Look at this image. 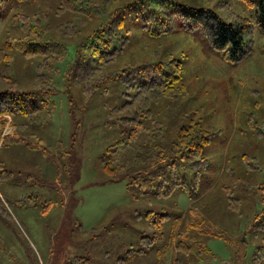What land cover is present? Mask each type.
<instances>
[{"label": "rangeland", "instance_id": "1", "mask_svg": "<svg viewBox=\"0 0 264 264\" xmlns=\"http://www.w3.org/2000/svg\"><path fill=\"white\" fill-rule=\"evenodd\" d=\"M59 1L5 0L0 7V48L8 38L24 35L21 16L36 21L38 40L66 48L57 65L51 112L40 107L10 115L11 127L1 135L6 138L0 142V264H84L82 259L89 264H264V227L254 218L264 194V33L246 23L241 49L249 52L228 62L198 30L175 26L154 35L159 21L148 13L155 12L151 3L158 0H92L100 13L90 18L80 11L57 12ZM168 1L221 16L226 11L217 4L223 3L229 21L249 19L255 11L245 0ZM114 18H121L129 32L107 71L127 63H159L173 73L179 68V92L150 105L152 118L162 124L160 145L168 147L190 118L211 133L201 151L207 165L196 189L194 168L186 160L177 168L190 194L138 196L121 180L107 182L99 170V156L124 130L110 120L109 110L126 99L127 90L108 79L84 98L76 86L65 85L64 70L74 47ZM5 53L11 60L6 66L0 62V74L11 76L15 86L0 80V92L33 91L40 57ZM148 212L168 217L156 228L155 219L135 216ZM197 218L196 229L186 228ZM140 237L152 239L149 250L123 261L128 250L142 247ZM177 242L188 251L176 250Z\"/></svg>", "mask_w": 264, "mask_h": 264}, {"label": "trees", "instance_id": "2", "mask_svg": "<svg viewBox=\"0 0 264 264\" xmlns=\"http://www.w3.org/2000/svg\"><path fill=\"white\" fill-rule=\"evenodd\" d=\"M5 0H0V7ZM25 2L28 0H15ZM248 5H254L253 17L249 19L238 18L229 21L231 14L227 6L218 3L219 8L225 9V14L206 8H192L183 4L171 3L168 0H158L155 12H149L152 19L159 22L154 35L167 34L175 26H181L185 31L198 30L207 40L210 47L219 52L221 57L228 62H236L242 59L249 50L243 51L242 36L249 27L255 24L264 33V0H245ZM132 4L125 6L130 9ZM145 7L140 3V11ZM57 12L71 11L82 12L90 18L100 13L99 8L92 0H60ZM145 20V18L143 19ZM21 30L24 35L21 38H8L0 48V62L8 63L11 56L8 51H18L25 57H40L34 68V90L18 93L0 92V137L1 144L6 136H1L5 127H11V122H6L10 115H27L36 112L42 107L50 113L53 103L50 97L56 90L55 76L59 74L57 65L66 57V48L56 41H40L41 31L36 21L28 22L21 16ZM144 27V25H142ZM72 29V26L68 27ZM124 32V33H120ZM129 30L123 29L121 18L110 20L107 25L98 26L83 41L74 47L73 57L66 64L64 70L65 85H74L84 97H91L101 88L108 79L117 80L125 85V100L110 108L109 118L124 127L119 138L107 146L99 156L98 167L102 175L107 177L109 183L123 181L125 189L135 190L138 196L151 195L156 198H168L176 190H182L190 194L191 189L183 181L177 168L183 160L188 167H193L192 187L196 189L199 174L206 167L205 159L201 158L202 148L209 142L211 133L203 130L199 120L190 118L185 125L175 133L174 140L168 147L160 145L162 139V124L152 118L150 105L160 98L172 96L179 92L181 86H175L178 82L179 68L176 65V73L165 72L159 63L149 64H123L118 69L106 70L114 66L117 56L126 45ZM118 43V44H117ZM6 74V73H5ZM0 80L15 86V80L8 74H0ZM131 91V95L129 92ZM102 93H106L102 89ZM245 159V156H243ZM261 209L254 218H258L260 225L264 227V194ZM230 207H233L230 204ZM137 218L155 219L154 224L158 228L168 217L166 214L148 212L143 215L135 214ZM200 219L190 223L186 228H197ZM201 234L206 232L199 231ZM141 248L128 250L125 259L135 254H143L149 250L152 239L139 238ZM176 250L187 252L189 247L177 242ZM264 249V248H263ZM84 264H89L82 259ZM171 264H180L177 260Z\"/></svg>", "mask_w": 264, "mask_h": 264}]
</instances>
